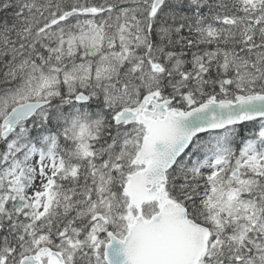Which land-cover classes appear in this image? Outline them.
<instances>
[{
    "label": "snow or ice",
    "instance_id": "1",
    "mask_svg": "<svg viewBox=\"0 0 264 264\" xmlns=\"http://www.w3.org/2000/svg\"><path fill=\"white\" fill-rule=\"evenodd\" d=\"M0 264H264V0H0Z\"/></svg>",
    "mask_w": 264,
    "mask_h": 264
}]
</instances>
